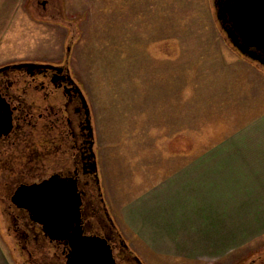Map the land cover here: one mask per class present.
<instances>
[{"label": "rangeland", "instance_id": "obj_1", "mask_svg": "<svg viewBox=\"0 0 264 264\" xmlns=\"http://www.w3.org/2000/svg\"><path fill=\"white\" fill-rule=\"evenodd\" d=\"M10 1L0 10V66L68 59L92 109L103 196L140 256L120 209L167 167L221 143L219 154L260 161L264 183V67L233 48L214 0ZM255 191L245 189V205L260 203L264 223V187ZM236 208L230 214L243 213ZM249 234L231 255L190 264H234L263 251L264 226Z\"/></svg>", "mask_w": 264, "mask_h": 264}, {"label": "flooded vegetation", "instance_id": "obj_2", "mask_svg": "<svg viewBox=\"0 0 264 264\" xmlns=\"http://www.w3.org/2000/svg\"><path fill=\"white\" fill-rule=\"evenodd\" d=\"M4 120L10 126L7 132L5 124L0 126V222L2 218L6 224L16 264H110L73 258V244L84 236L95 243L93 249L110 247L115 264H147L118 229L103 196L92 109L68 59L1 65ZM52 178L59 193L67 187L81 204L74 222L67 220L76 230L64 229L62 235L45 228L37 219L40 214L13 200L21 186ZM44 196L40 209L48 212V191ZM78 231L81 236L75 235ZM234 264H264V250Z\"/></svg>", "mask_w": 264, "mask_h": 264}, {"label": "crops", "instance_id": "obj_3", "mask_svg": "<svg viewBox=\"0 0 264 264\" xmlns=\"http://www.w3.org/2000/svg\"><path fill=\"white\" fill-rule=\"evenodd\" d=\"M6 2L0 0V10ZM5 7L2 12L7 17ZM222 147L220 143L205 154L189 156L181 167H167L162 178L121 207L122 222L135 235L147 264L161 261L159 256L187 264L222 259L246 243V234L254 235L264 226L260 203L255 208L251 201L260 195L255 189L264 187L256 166L260 161L219 154ZM245 189L252 191L246 205ZM231 204L242 205L243 213L230 214L238 211ZM5 227L0 225V264H12L13 244Z\"/></svg>", "mask_w": 264, "mask_h": 264}, {"label": "water", "instance_id": "obj_4", "mask_svg": "<svg viewBox=\"0 0 264 264\" xmlns=\"http://www.w3.org/2000/svg\"><path fill=\"white\" fill-rule=\"evenodd\" d=\"M214 3L217 20L233 48L264 67V0H214ZM27 64L33 65L34 63ZM4 124L6 128L3 130L7 132L10 121H0V126L4 127ZM52 181L54 182L55 179L21 186L14 194L13 200L17 204L29 208L31 212L40 214L37 219L44 223L45 228L48 226L57 232L56 235H62L67 228L76 230L70 223L76 219L78 213L75 209L81 204L80 201L76 202V195L67 187L62 193H59L51 185ZM47 191L48 212L46 208L40 209L39 204L46 202L47 196L45 198L44 195ZM19 199L21 200L19 201ZM67 222L68 226L66 227ZM70 235L72 234L70 233ZM75 235L81 236V231L76 232ZM86 237L84 236L83 240L73 244V258H91L100 262L109 260L110 264H115V257L110 247L93 249L91 247L95 243ZM82 253H85L84 256L81 255ZM77 256L80 257L77 258Z\"/></svg>", "mask_w": 264, "mask_h": 264}]
</instances>
